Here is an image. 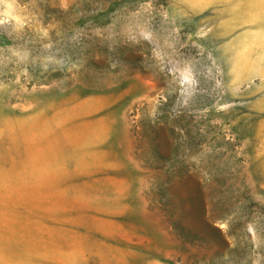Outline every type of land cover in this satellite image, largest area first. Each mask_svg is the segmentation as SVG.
Wrapping results in <instances>:
<instances>
[{"label": "rangeland", "instance_id": "1", "mask_svg": "<svg viewBox=\"0 0 264 264\" xmlns=\"http://www.w3.org/2000/svg\"><path fill=\"white\" fill-rule=\"evenodd\" d=\"M0 264H264V0H0Z\"/></svg>", "mask_w": 264, "mask_h": 264}]
</instances>
